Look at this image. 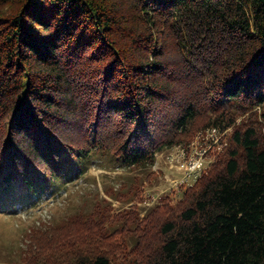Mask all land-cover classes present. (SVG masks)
<instances>
[{"label":"trees","instance_id":"obj_1","mask_svg":"<svg viewBox=\"0 0 264 264\" xmlns=\"http://www.w3.org/2000/svg\"><path fill=\"white\" fill-rule=\"evenodd\" d=\"M211 126L228 145L178 202L102 197L13 264H264V0H0V208L96 151L147 168Z\"/></svg>","mask_w":264,"mask_h":264},{"label":"rangeland","instance_id":"obj_2","mask_svg":"<svg viewBox=\"0 0 264 264\" xmlns=\"http://www.w3.org/2000/svg\"><path fill=\"white\" fill-rule=\"evenodd\" d=\"M168 151L166 149L157 154L158 170L155 166L138 169L122 166L109 153L96 151L87 167L79 173L67 171L43 192L22 196L14 209L0 208V264L21 262L25 234L32 227L59 223L76 213H88L92 211L95 201L102 197L111 201L115 212L136 207L141 216L157 205L178 202L182 197L181 188L188 187L194 181L191 184H174L176 180L181 181L182 175L166 162ZM134 185H138L141 191L137 199L129 202L106 194L110 188L117 191L124 189L122 192H126ZM165 196H169V200L163 201Z\"/></svg>","mask_w":264,"mask_h":264},{"label":"built area","instance_id":"obj_3","mask_svg":"<svg viewBox=\"0 0 264 264\" xmlns=\"http://www.w3.org/2000/svg\"><path fill=\"white\" fill-rule=\"evenodd\" d=\"M230 129L207 127L198 131L190 143L169 148L166 162L182 175L181 181L176 180L174 184H191V181H195L228 145ZM154 166L156 170L159 169L157 162Z\"/></svg>","mask_w":264,"mask_h":264}]
</instances>
